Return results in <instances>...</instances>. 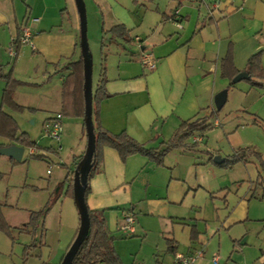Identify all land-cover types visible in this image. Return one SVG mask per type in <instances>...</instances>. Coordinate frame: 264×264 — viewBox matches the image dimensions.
I'll return each mask as SVG.
<instances>
[{"label": "rangeland", "instance_id": "obj_1", "mask_svg": "<svg viewBox=\"0 0 264 264\" xmlns=\"http://www.w3.org/2000/svg\"><path fill=\"white\" fill-rule=\"evenodd\" d=\"M31 1L0 0V8L10 15L17 11V17H23ZM71 3L73 10L69 8L64 15L70 20L65 18L64 25L69 27L75 22L80 38L79 12L75 0ZM85 3L95 87L101 69L99 34L103 22L105 26L110 25L114 16L102 1L85 0ZM257 14V18H246L247 31L253 26L258 27L257 30L252 32V36L245 32L240 43L243 47L251 45L249 40L252 44L261 43L263 49L257 53L261 52L264 57V8L262 13ZM150 16L156 18L155 15ZM13 24L12 20L0 26V107L13 116L20 131L26 132L36 142L39 154L44 156L31 157V148L26 147L21 162L15 164L11 159L5 163L0 161V203L6 220L12 225L11 236L0 231V264H61L80 223L71 180L76 169L74 161L80 153L81 136L87 141V131L84 118H79L81 125L77 126L72 123L77 117H68L72 120H65L67 131L62 133L61 139L49 137L44 122L53 110H46L45 107L50 104L49 99L56 96L59 76L69 73L66 69L68 62L61 65L43 63L40 54L33 53L28 46L16 59H11L8 53L14 47L10 36ZM80 57L79 44L75 59ZM11 73L18 80L13 84V97L17 105L22 106L21 109L2 104L7 86V79L2 75L9 76ZM258 82L261 84L254 85L247 78L223 88L222 91L228 89V100L221 110L215 109L206 116L211 126L187 139L186 142L193 148L174 149L166 158L168 165L178 161L179 172L187 176L198 190L189 199L196 207L185 204L177 209V215L182 220L175 224L173 231L169 230L170 236L177 241L178 253H203L196 264H214V257L218 256L219 264H264V197L261 186L255 187L260 179V163L250 158L249 162L227 167L221 164L224 161H215L217 156L225 160L248 146L264 156V80ZM216 119L222 122V126L214 125ZM202 134L203 142L193 141L194 136ZM239 142L242 144L238 145ZM59 189L63 190V194L57 198ZM253 193L255 196H252ZM31 212H39L37 222L35 226L22 230L18 226L29 221ZM137 213L135 226L139 229L142 226L155 229L160 224L159 219L146 217L144 212ZM193 225H197L200 232L195 241L191 240ZM116 233L119 235H115L116 239L120 240L125 253L131 258L130 263L174 264L175 255L168 251L167 240L159 239L155 232L148 240L143 234H127L120 229ZM32 243L36 247L26 259L25 249Z\"/></svg>", "mask_w": 264, "mask_h": 264}, {"label": "crops", "instance_id": "obj_2", "mask_svg": "<svg viewBox=\"0 0 264 264\" xmlns=\"http://www.w3.org/2000/svg\"><path fill=\"white\" fill-rule=\"evenodd\" d=\"M96 1L106 3L114 16L110 25L105 26L103 22L99 34L101 69L93 92L100 85L105 66V89L109 94V97L93 103L99 125L113 134L126 131L148 148H163L183 121L205 118L214 112L215 96L229 87V79L221 76V62L230 45L233 44L235 66L241 72H245L249 57L263 49L261 43L252 44L249 39L250 46L243 47L240 43L245 32L252 36L258 28L253 26L247 31L246 18H257V13H262L264 2L261 0H221L216 8L210 0ZM27 7V15L23 17H17V11L10 15L0 8V26L14 21L12 28L9 25L12 41L22 33L24 26L29 25L32 29L31 44L22 43L18 56L28 46L49 65L75 61L80 44L79 27L75 22L69 27L64 25L65 18L70 20L64 16L66 10H73L71 0H33ZM119 24L128 29V40L112 39L110 34L104 33ZM142 51L153 53L157 64L155 69L144 67ZM263 58L262 55V63ZM65 77L62 73L56 81V98H50V106L45 107L53 113L46 120L62 110ZM238 111L243 112L242 109ZM66 119L72 120L64 118L62 133L67 131L64 127ZM75 120L72 123L80 126L79 118ZM214 125L220 127L222 122L216 119ZM195 137L200 138L198 142L204 141V134L194 136L193 141ZM81 138L80 153L76 158H83L87 149L88 137L87 141L83 136ZM36 151L32 148L30 154ZM76 158L74 164L77 166L79 161ZM166 158L162 166L141 154L124 161L116 149L104 147L99 168L89 181L88 208L101 212L106 219L115 249L125 264H135V261L130 263V256L115 236H119L116 232L124 222V212L130 210L137 217L139 211L146 217L159 219L160 224L155 229L136 227V233L145 235L147 240L152 232L159 239H166L172 238L170 228L173 231L175 224L182 220L177 209L185 204L196 207L189 200L198 193L194 188L196 185L179 172L178 161L168 165ZM262 158L264 160V156ZM8 159L11 158L0 157L4 163L10 161ZM61 194L63 190L59 189L57 198ZM26 224L18 227L24 228ZM219 262L218 256V263L214 264Z\"/></svg>", "mask_w": 264, "mask_h": 264}, {"label": "trees", "instance_id": "obj_3", "mask_svg": "<svg viewBox=\"0 0 264 264\" xmlns=\"http://www.w3.org/2000/svg\"><path fill=\"white\" fill-rule=\"evenodd\" d=\"M106 34H110L112 39L122 38L128 39L129 31L123 25L119 24L111 28L110 30L104 31ZM21 34L13 41L15 50L19 53L21 43ZM105 44H102V49L104 52ZM104 54V53H103ZM261 52L252 54L249 59L245 69V72L248 73V80L251 81L254 85H260L261 83L258 80H264V67L262 66V56ZM18 56V55H17ZM105 56V55H104ZM17 58V57H16ZM105 61V58L103 59ZM66 69L68 74L66 75L63 85V106L60 113L63 120L68 117H85V96H84V62L83 56L78 60L72 61L67 64ZM106 70L105 66L102 68L100 85L93 92V103L99 102L101 99L109 97V94L106 92L105 83L106 79ZM235 66L234 62V50L233 46L230 45L228 53L222 59L221 62V76L223 78L229 79V86L234 85V78L240 73ZM7 79V86L4 89L2 104H6L18 109H21L22 106L17 105L13 97V84H16L18 80L14 78V75L11 73L9 76L2 75ZM55 116V115H54ZM53 117L48 118L45 121V125L48 121L52 120ZM93 120L96 133V152L93 157V167L89 174L88 187L86 189V198L90 191L89 181L97 172L99 165L102 161V150L104 147H112L118 151L121 158L125 161L128 157L141 154L147 156L150 160L156 162L157 165H164V160L166 156L174 149H191L192 145L187 143V139L196 132H204L211 125L207 123V118H198L194 120H186L181 123L175 134L171 139L164 143L163 148H148L146 145L137 141L126 131H123L119 134H113L99 125L97 110L93 106ZM85 126V123H84ZM11 145H21L23 147L35 148L36 142L33 141L26 132H21L18 122L13 118L11 114L6 112L3 107H0V148L11 146ZM38 150L35 153H31V157L43 158V154H39ZM250 158H255L259 161L261 172L260 179L257 181L256 186H261L263 190L264 197V160L260 152L252 148H241L237 150L233 155L226 158L223 163V166H233L238 162H249ZM13 163H17L14 159L11 158ZM82 158H76V161L80 163ZM77 167V166H76ZM74 173V172H73ZM74 180H71V183ZM256 189V188H255ZM252 196H255L253 193ZM73 197H74V188H73ZM130 211V210H129ZM39 212H31L29 221L22 229L28 228L30 225H34L37 222L39 217ZM90 214V229L87 238L82 243L77 255L75 256L72 264H125L118 254L114 246V237L110 234L107 222L101 212L92 210L89 208ZM0 231H3L11 236V225L6 220L2 212V204L0 203ZM78 233V232H77ZM136 234V230L133 235ZM200 232L197 228V225L191 227V240L195 241L199 238ZM77 237H74L71 245ZM168 244V251L173 253L175 256L178 253V244L174 238H166ZM36 243V242H35ZM32 243L27 246L25 249V258L27 259L32 254V248L36 247V244ZM69 246V248L71 247ZM68 248V249H69ZM68 251V250H67ZM177 264V263H176Z\"/></svg>", "mask_w": 264, "mask_h": 264}, {"label": "water", "instance_id": "obj_4", "mask_svg": "<svg viewBox=\"0 0 264 264\" xmlns=\"http://www.w3.org/2000/svg\"><path fill=\"white\" fill-rule=\"evenodd\" d=\"M80 16V47L84 62V96H85V117L84 123L87 131L88 143L86 152L74 171V200L80 217V226L77 237L71 247L66 252L61 264H72L82 243L88 236L90 229V214L86 201V189L88 187L89 174L93 167V157L96 152V133L93 120V57L90 52L88 41V21L87 7L85 0H75ZM249 78L248 73L240 72L233 80L234 83L240 82L242 79ZM228 100V89H224L215 96V107L221 110ZM25 152V147L21 145H11L0 148V155L7 156L17 162H21ZM215 161L222 162L219 156Z\"/></svg>", "mask_w": 264, "mask_h": 264}, {"label": "built area", "instance_id": "obj_5", "mask_svg": "<svg viewBox=\"0 0 264 264\" xmlns=\"http://www.w3.org/2000/svg\"><path fill=\"white\" fill-rule=\"evenodd\" d=\"M220 1L221 0H210L213 8H216ZM239 1H247V0H239ZM179 26L182 27L181 24ZM32 37H33V33L31 27L29 25L24 26L20 38L21 43L31 44ZM137 41L139 42L140 39H137ZM9 53L13 59H15L18 55L17 51L15 50V47L11 48L9 50ZM141 62L145 68L155 69L157 66L156 59L153 53L151 52L142 51ZM62 128H63V117L61 114H56L52 120L46 123L47 134L49 135V137L53 139H57V140L61 139ZM199 139L200 138L195 137L196 142H198ZM135 225H136L135 214L132 211L124 212V222L120 227V230L126 232L127 234H133L136 230ZM201 254L203 253L202 252H196L191 254L177 253V255L175 256V261L177 264H196ZM214 262L218 263V257L214 258Z\"/></svg>", "mask_w": 264, "mask_h": 264}]
</instances>
